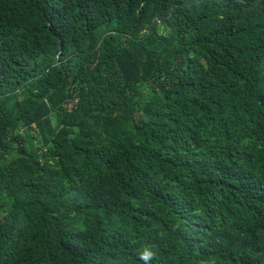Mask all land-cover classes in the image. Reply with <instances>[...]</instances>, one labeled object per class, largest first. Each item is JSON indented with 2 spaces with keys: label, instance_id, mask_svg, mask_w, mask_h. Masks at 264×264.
I'll return each instance as SVG.
<instances>
[{
  "label": "trees",
  "instance_id": "1",
  "mask_svg": "<svg viewBox=\"0 0 264 264\" xmlns=\"http://www.w3.org/2000/svg\"><path fill=\"white\" fill-rule=\"evenodd\" d=\"M264 264V0H0V264Z\"/></svg>",
  "mask_w": 264,
  "mask_h": 264
},
{
  "label": "clouds",
  "instance_id": "2",
  "mask_svg": "<svg viewBox=\"0 0 264 264\" xmlns=\"http://www.w3.org/2000/svg\"><path fill=\"white\" fill-rule=\"evenodd\" d=\"M156 253L153 251L152 247L145 246L138 253L139 260L143 261V264H152L155 259Z\"/></svg>",
  "mask_w": 264,
  "mask_h": 264
}]
</instances>
